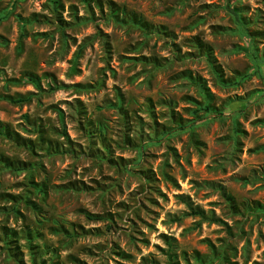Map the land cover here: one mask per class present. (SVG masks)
Wrapping results in <instances>:
<instances>
[{
  "label": "rangeland",
  "instance_id": "rangeland-1",
  "mask_svg": "<svg viewBox=\"0 0 264 264\" xmlns=\"http://www.w3.org/2000/svg\"><path fill=\"white\" fill-rule=\"evenodd\" d=\"M0 264H264V0H0Z\"/></svg>",
  "mask_w": 264,
  "mask_h": 264
},
{
  "label": "trees",
  "instance_id": "trees-1",
  "mask_svg": "<svg viewBox=\"0 0 264 264\" xmlns=\"http://www.w3.org/2000/svg\"><path fill=\"white\" fill-rule=\"evenodd\" d=\"M232 13H233V15H234L237 19H239V15H238V13H237L235 10H233ZM206 110H207V112H212V111L209 110V109H206ZM217 116H220V115H217ZM183 203H184L185 205H187V207H188L189 209H191V214H192V215H194V216H200V217H204V216H205V213L202 212V211H194V210L192 209V205H191L190 203H188L187 201H183Z\"/></svg>",
  "mask_w": 264,
  "mask_h": 264
}]
</instances>
